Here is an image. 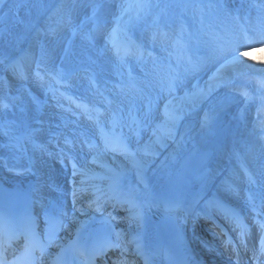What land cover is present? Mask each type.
I'll use <instances>...</instances> for the list:
<instances>
[{"label":"rangeland","instance_id":"374dc122","mask_svg":"<svg viewBox=\"0 0 264 264\" xmlns=\"http://www.w3.org/2000/svg\"><path fill=\"white\" fill-rule=\"evenodd\" d=\"M216 2L213 5H218V9L209 10L207 28L200 27L185 44L181 19L165 27L157 23L166 9L171 16L180 15L169 12L170 0H0V16L5 10L10 16L7 22L0 17V34L6 28L2 36L9 39L5 41L6 48H1L6 52L1 56L8 58L10 48L18 41L27 45L45 11L58 4L50 13V24L42 26V41L49 48L38 56L53 63L66 53L65 66L76 75L74 88L78 81L84 85L88 72H96L99 81L114 87L115 82L119 83L116 77L124 73L122 62L135 63L134 76L123 78L116 91L125 108L144 107L156 134L149 131L147 140H143L146 147L135 144L134 150L139 149L143 155L147 147L162 150L172 135L174 139L188 121H196L209 105L227 106L231 110L225 115L233 122L229 145L243 139L244 151L240 154L249 163L251 157L259 158L264 150V116L251 124L254 106L264 100V0ZM238 5L251 18H238ZM201 9L195 8V14H203ZM203 9L206 12L207 8ZM91 12L96 13L93 20ZM82 19L87 23L69 48H64L69 39L68 27ZM36 50L38 54L41 51L40 47ZM174 73L181 76H169ZM180 78L182 88L177 80ZM169 89L176 97L166 108L146 106L149 97L154 102Z\"/></svg>","mask_w":264,"mask_h":264},{"label":"bare ground","instance_id":"6f19581e","mask_svg":"<svg viewBox=\"0 0 264 264\" xmlns=\"http://www.w3.org/2000/svg\"><path fill=\"white\" fill-rule=\"evenodd\" d=\"M0 17L5 18L3 22H7L10 18L6 10ZM212 107L213 105H209L205 108L196 121H188L185 129L178 131L174 139L172 135L167 148L158 151L156 148L147 147L145 155L139 149H135L137 155L132 156L124 147L109 146V149L107 145L100 144L101 153L93 157V160L85 157L82 161L84 176L96 177L94 188H97V192L117 201L118 205L124 208L125 213H119L121 219L117 224L122 228L124 237L139 235L136 241L140 243L147 242L150 236L155 239L158 217L153 216V212L157 208L155 203L159 204L162 201L167 183L189 158L202 149L218 148V142L227 137L233 122L225 113L231 108ZM220 122H222L221 128L218 125ZM125 135L128 137V134ZM89 171L91 173H88ZM201 180L202 178L198 182ZM113 183L119 185L117 188L120 187V193L115 192L114 189L109 191L103 189L104 185L113 186ZM196 189L201 195L205 186L200 184ZM85 216L75 212V219L68 222L72 223L73 228H80ZM195 255L198 257L196 253ZM209 261L212 259L209 258ZM203 264H213V262Z\"/></svg>","mask_w":264,"mask_h":264},{"label":"snow or ice","instance_id":"6c2138e0","mask_svg":"<svg viewBox=\"0 0 264 264\" xmlns=\"http://www.w3.org/2000/svg\"><path fill=\"white\" fill-rule=\"evenodd\" d=\"M0 264H9L6 258H0Z\"/></svg>","mask_w":264,"mask_h":264},{"label":"trees","instance_id":"16d2710c","mask_svg":"<svg viewBox=\"0 0 264 264\" xmlns=\"http://www.w3.org/2000/svg\"><path fill=\"white\" fill-rule=\"evenodd\" d=\"M187 2H190V0H187Z\"/></svg>","mask_w":264,"mask_h":264}]
</instances>
